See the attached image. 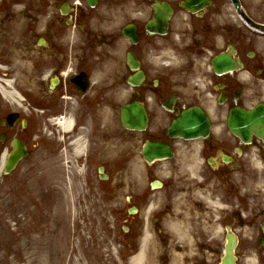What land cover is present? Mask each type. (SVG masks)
Masks as SVG:
<instances>
[{
    "label": "flooded vegetation",
    "instance_id": "obj_1",
    "mask_svg": "<svg viewBox=\"0 0 264 264\" xmlns=\"http://www.w3.org/2000/svg\"><path fill=\"white\" fill-rule=\"evenodd\" d=\"M114 22L134 30L124 73L122 27L105 28ZM220 54L238 69L216 75ZM0 80L15 95L0 93V189L38 168L81 178L95 207L124 222L92 242L99 264L139 254V264H228V247L231 264H264V141L227 125L233 108L264 106V0H0ZM122 91L146 111V128L117 123ZM191 108L210 128L170 136L184 132L169 126ZM146 143L171 158L148 162ZM16 144L26 156L4 176Z\"/></svg>",
    "mask_w": 264,
    "mask_h": 264
},
{
    "label": "rangeland",
    "instance_id": "obj_2",
    "mask_svg": "<svg viewBox=\"0 0 264 264\" xmlns=\"http://www.w3.org/2000/svg\"><path fill=\"white\" fill-rule=\"evenodd\" d=\"M116 23L105 28L116 30ZM119 49L118 71L124 73L123 40ZM21 81L22 92H28V86L23 87L26 82ZM23 98L21 110L25 112ZM125 98V94L119 95L118 105ZM207 105L211 109L210 101ZM65 172L63 167L56 171L38 168L30 177L21 171L16 188L0 189V264H98L102 253H96L92 242L102 240L99 231L109 232L116 218L103 214L99 204L95 207L81 178L80 183L72 182ZM121 220H117L119 227L124 224Z\"/></svg>",
    "mask_w": 264,
    "mask_h": 264
},
{
    "label": "water",
    "instance_id": "obj_3",
    "mask_svg": "<svg viewBox=\"0 0 264 264\" xmlns=\"http://www.w3.org/2000/svg\"><path fill=\"white\" fill-rule=\"evenodd\" d=\"M91 5H94L96 0H87ZM129 63V60H128ZM212 67L215 73L222 74L227 71H231L234 69L235 64L232 62L231 58L223 55L215 57L212 61ZM136 69V67H135ZM137 77H134V80L138 82ZM133 80V79H132ZM131 83H135V81H131ZM191 113H200L198 110L191 111L186 114H183L180 119H178L172 126L171 129H185L188 131L197 130L200 128V121L194 118ZM202 114V113H200ZM239 115L242 116V128H239ZM196 116L200 117L196 114ZM202 121L204 122V127L209 126V122L203 114L201 115ZM120 121L121 125L124 128H134V129H142L146 124V116L143 110H140L135 105L133 106H123L120 111ZM229 129L231 132H256V134L264 139V115L258 112H242L240 110H234L228 121ZM191 132H181V135L184 137H190ZM193 137V136H192ZM20 154L18 151L13 152L12 156L9 158L7 163V171H10L15 164L19 161ZM232 247H228V257L229 263L232 261L231 259ZM226 264V263H225Z\"/></svg>",
    "mask_w": 264,
    "mask_h": 264
},
{
    "label": "bare ground",
    "instance_id": "obj_4",
    "mask_svg": "<svg viewBox=\"0 0 264 264\" xmlns=\"http://www.w3.org/2000/svg\"><path fill=\"white\" fill-rule=\"evenodd\" d=\"M2 86H7V82H4L3 80H0V93H2L4 96H6V95L9 94L10 97H15L14 94H12L11 92L8 93L6 91L7 87H4V89H3ZM60 126L62 128H65L66 129L68 127V123L67 122H63V123L60 124ZM142 257H143V254H139L136 258H134L133 264H139L141 262Z\"/></svg>",
    "mask_w": 264,
    "mask_h": 264
}]
</instances>
